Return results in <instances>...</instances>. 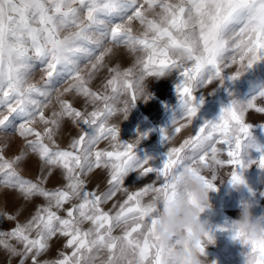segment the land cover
<instances>
[{"label": "snow or ice", "instance_id": "snow-or-ice-1", "mask_svg": "<svg viewBox=\"0 0 264 264\" xmlns=\"http://www.w3.org/2000/svg\"><path fill=\"white\" fill-rule=\"evenodd\" d=\"M117 47L134 55L133 65L108 67L103 90H93L91 82ZM261 60L264 0H0V138L5 141L0 187L25 201H44L23 223L21 210H0V220L14 222L10 230H0L8 264H176L156 243L154 228L167 210L166 202L155 203L156 196L174 198L176 178L197 162L218 169L248 167L241 154L256 145L246 118L264 114L258 104L264 90L247 102L233 101L218 122L205 123L170 147L156 179H148L153 169L147 161L136 162L134 144L122 143L119 126L111 121L135 104L138 86L178 69L184 77L177 92L185 117L162 130L169 142L197 113L198 83L222 79L225 69L239 64L231 76L235 80ZM68 94L85 98L91 110H78ZM65 120L79 131L61 147L57 137ZM17 136L27 151L9 158L7 141ZM102 142L107 147L101 148ZM218 145L228 146L227 159ZM29 153L47 166V176L34 181L21 174L19 165ZM259 166L264 168V156ZM56 170L63 183L49 189L45 183ZM95 170H106L105 191L87 187ZM129 171L147 182L135 190L125 187ZM205 179L215 190L216 176ZM231 182L244 180L232 171ZM233 239L251 245L248 264H264V237L237 232Z\"/></svg>", "mask_w": 264, "mask_h": 264}, {"label": "rangeland", "instance_id": "rangeland-1", "mask_svg": "<svg viewBox=\"0 0 264 264\" xmlns=\"http://www.w3.org/2000/svg\"><path fill=\"white\" fill-rule=\"evenodd\" d=\"M134 30H139L138 23L134 24ZM134 60V55L126 48H114L113 53L106 58L107 67L97 73L90 87L96 91L103 90L104 83L110 77L108 67L119 65L124 69L131 67ZM238 68L239 64L232 65L223 71L222 79H212L210 83L201 81L195 86L193 104L198 109L197 113L191 118V125H187L169 142L162 130L172 129L174 119L185 117V109L181 106V98L177 92V86L182 83L184 77L178 69H173L163 77L149 78L146 89L147 99L137 100L129 109L126 119L123 120L120 114L112 119L111 122L119 126V140L122 143L133 144V141H139L134 144L133 153L137 163L147 161V166L153 169L148 174L150 176L148 179H156L157 172L167 160L170 147L179 146L205 123L218 122L222 110L229 107L233 101L247 102L264 90V60L258 61L233 80L231 76ZM207 75L206 70L205 78ZM65 98L78 110L83 111L85 107L91 110V105H87L85 98L81 96L68 94ZM258 104L264 106V102L259 100ZM246 122L250 123L251 141L256 145L241 154L242 160L249 166H237L233 169L228 165L220 169V176L213 181L215 190L210 192L212 208L210 211L206 210L201 217L209 222V234L213 241L207 244L201 256L207 264H248L247 257L251 245L233 239L232 225L245 207L252 211L253 216L264 214V168L259 166V160L264 156V114L247 117ZM182 123L187 124L186 121ZM78 131L70 120H65L57 137L60 146L67 147L71 138L78 135ZM4 143V139L0 138V146ZM7 145L5 152L9 158L19 155L21 151H27L24 148V141L18 136L10 138ZM100 147H107V143L102 142ZM218 147L224 154L222 158L227 159L228 146L218 145ZM253 161L255 163H252ZM19 170L25 178L34 181L42 175L47 176V166L43 165L37 155L31 153L20 163ZM232 171L243 178V184H232ZM89 179L90 182L87 184L89 190H96L97 186L99 191L106 190V170H95L90 174ZM145 179L136 171H129L124 177V185L135 190L147 182ZM62 183L60 172L56 170L46 181L45 187L54 189ZM117 199L122 200L123 196L118 194ZM43 202V198L25 201L15 190L0 187V210L6 209L11 214L21 210V215L18 217L21 223L34 214L35 206ZM105 207L110 208L111 203ZM13 226L14 222L0 220V230H10ZM58 247H60L59 243L54 245L51 256L56 255L55 249ZM0 264H8V256L2 248H0Z\"/></svg>", "mask_w": 264, "mask_h": 264}, {"label": "clouds", "instance_id": "clouds-1", "mask_svg": "<svg viewBox=\"0 0 264 264\" xmlns=\"http://www.w3.org/2000/svg\"><path fill=\"white\" fill-rule=\"evenodd\" d=\"M147 86L146 81L142 87L136 88L137 100L145 99ZM128 112L129 109L119 110L123 120ZM138 142L133 141V144ZM210 174L218 178L220 169L211 162H197L193 170H186L176 178L174 198L166 201L163 193L156 196L157 205L167 203V210L159 213L154 228L156 243L176 264H207L201 259V248L213 241L209 240V222L201 217L212 208L210 192L213 190L205 179ZM232 231L233 236L239 232L249 238L264 237V214L253 216L252 211L245 207L233 223Z\"/></svg>", "mask_w": 264, "mask_h": 264}]
</instances>
